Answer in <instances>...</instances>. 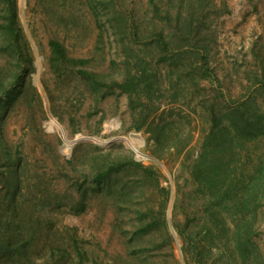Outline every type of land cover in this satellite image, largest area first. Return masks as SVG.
<instances>
[{"label": "rangeland", "instance_id": "rangeland-1", "mask_svg": "<svg viewBox=\"0 0 264 264\" xmlns=\"http://www.w3.org/2000/svg\"><path fill=\"white\" fill-rule=\"evenodd\" d=\"M16 8L18 38L0 42V264H264V0ZM50 40L107 86L52 64ZM131 77L136 93L111 84Z\"/></svg>", "mask_w": 264, "mask_h": 264}, {"label": "trees", "instance_id": "trees-1", "mask_svg": "<svg viewBox=\"0 0 264 264\" xmlns=\"http://www.w3.org/2000/svg\"><path fill=\"white\" fill-rule=\"evenodd\" d=\"M4 21L3 23H0V42L2 45L9 44L10 38H18L19 28L17 24V8H16V0H7L6 1V8L3 14ZM49 48L51 52V63H57V64H67L68 62L72 65H74V68L76 66V69H73L74 74L80 79V81L85 82L89 86H91L94 89H98L99 87L107 86L105 82L102 81V77L92 71H88L87 69H84L82 67H77V65L83 64V61L79 60H73L69 59L67 51L65 47L57 40H50L49 41ZM21 70H15V78L16 81H18L21 77V74L19 73ZM140 77H131V78H124L122 82L112 81V86L118 87L123 92H129L130 93H136L140 83L141 79H137ZM144 82L143 88H146L147 91H149L152 88V84L148 83V81H142ZM2 83L0 82V85ZM5 87L0 86V89H4ZM5 91V90H4ZM3 91V92H4ZM1 139V138H0ZM209 180H212V171L211 168H208L206 173ZM214 201L215 204H217L220 207L227 208V205H225V199L224 195H215ZM228 200V199H227Z\"/></svg>", "mask_w": 264, "mask_h": 264}, {"label": "built area", "instance_id": "built-area-1", "mask_svg": "<svg viewBox=\"0 0 264 264\" xmlns=\"http://www.w3.org/2000/svg\"><path fill=\"white\" fill-rule=\"evenodd\" d=\"M65 147H66V151L69 150V145L65 144Z\"/></svg>", "mask_w": 264, "mask_h": 264}]
</instances>
